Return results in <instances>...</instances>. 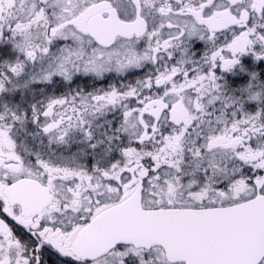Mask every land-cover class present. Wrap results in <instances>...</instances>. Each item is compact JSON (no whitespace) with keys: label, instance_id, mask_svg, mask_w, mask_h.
Segmentation results:
<instances>
[{"label":"snow or ice","instance_id":"6c2138e0","mask_svg":"<svg viewBox=\"0 0 264 264\" xmlns=\"http://www.w3.org/2000/svg\"><path fill=\"white\" fill-rule=\"evenodd\" d=\"M0 264H264V0H0Z\"/></svg>","mask_w":264,"mask_h":264}]
</instances>
